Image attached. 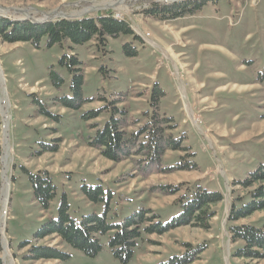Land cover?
Returning a JSON list of instances; mask_svg holds the SVG:
<instances>
[{"label": "rangeland", "instance_id": "obj_1", "mask_svg": "<svg viewBox=\"0 0 264 264\" xmlns=\"http://www.w3.org/2000/svg\"><path fill=\"white\" fill-rule=\"evenodd\" d=\"M183 1L189 0H0V16L15 21L80 19L110 12L125 20L139 38L109 39L103 50L95 41L61 49L47 48L43 40L36 49L0 39L1 258L4 239L8 249L4 264H59L22 261L27 248L18 246L24 241L66 252L70 257L65 264H122L109 249L111 233L99 238L101 249L94 257L68 248L56 235L33 239L41 225L56 219L63 194L69 215L77 222L104 213L102 204L81 195L84 184L111 193L109 224H119L140 209L151 210L165 223L180 213L177 202L187 188L200 184L219 191L223 200L212 208L215 216L209 230L183 226L163 235H142L127 264H164L182 257L188 246L205 247L192 264L241 262L232 258L240 243L231 240L228 217L234 200L247 193L239 182L264 165V0H208L193 15L174 21L160 22L142 13L153 3ZM124 44L135 47L137 55L127 57ZM64 54L75 55L82 63L83 98L88 102L78 111L60 105V99L71 97L68 70L59 65ZM51 73L63 80L59 88L53 86ZM155 84L165 94L158 113L173 119L166 134L174 139L184 135L183 146L194 155L180 159L185 153L167 151L162 168L195 164L194 170L171 174L153 170L144 177L136 169L137 158L114 163L89 146L96 132L93 127L104 125L113 102L127 113L130 125L125 132L139 130L147 120L144 114L151 111ZM35 100L57 119L40 114ZM101 108L106 109L98 118L83 119ZM43 145H56L57 151L45 152ZM44 172L56 188L47 211L34 200L26 175ZM177 185L183 188L175 195L157 190ZM263 223L264 212L235 224Z\"/></svg>", "mask_w": 264, "mask_h": 264}, {"label": "trees", "instance_id": "obj_2", "mask_svg": "<svg viewBox=\"0 0 264 264\" xmlns=\"http://www.w3.org/2000/svg\"><path fill=\"white\" fill-rule=\"evenodd\" d=\"M207 1L153 3L149 9H145L142 13L145 17L156 21H174L193 15L196 11L201 10ZM119 37H132L134 41L139 39L125 20H115L110 12L96 17L58 19L45 23H32L29 20L15 21L0 16V39L7 44L29 43L37 49L45 40L47 48L58 46L62 49L66 44L84 46L95 41L97 47L103 50L109 39ZM123 49L127 57L132 58L137 55L136 48L129 44H124ZM59 65L68 70L71 78L69 87L71 97L60 99V105L63 108L78 111L88 102L83 98L82 63L75 55L64 54L59 60ZM99 71L104 73L103 68H100ZM51 75L53 86L59 88L63 80L58 75L53 73ZM164 96V92L158 87V84H155L150 96L151 111L144 114L147 119L146 123L131 134H127L124 130L130 125L127 121V113L115 106L117 102H113L109 118L104 125L93 127L96 132L89 142V146L99 151L104 159L114 163H120L132 157L137 158L134 160L136 169L144 177H147L153 170L163 174L194 170L195 164H177L173 167L162 168V158L167 151L185 153V156L180 159H192L194 156L189 154V149L183 146L184 135L174 139L166 134V129L173 123V119L160 115L157 111L158 103ZM34 103L39 106L40 114L49 119H57L56 116L45 110L38 100H35ZM104 109L106 108L90 111L83 116V119L85 121L96 119ZM42 150L54 153L57 151V147L56 145H43ZM26 175L34 200L42 210H49L56 191L52 178L47 172L42 174L26 173ZM239 185L247 193L244 198L234 200L228 217V223L231 224L228 228L231 240L234 243H240L234 249L232 258L241 261L238 264H260L264 262V223L261 226L236 225L235 223L247 219L255 213L264 212V165H259L246 176L244 181L239 182ZM182 188L183 185L159 186L157 190L162 195L171 196L180 193ZM79 191L90 203L102 204L105 209L104 213L100 216L87 215L77 222L70 217L66 196L63 194L56 219H49L41 225L33 239L39 241L50 235H56L68 248L80 251L88 257H94L101 249L99 238L111 233L108 238L109 249L122 264H127L131 260L136 242L142 235H163L183 226L209 230L210 222L215 216L212 208L223 200L221 192L209 191L200 184H196L184 191L177 202L180 213L171 221L163 223L160 216L153 214L151 210L140 209L119 224H109L108 208L112 198L111 193L102 186L92 188L85 184L80 187ZM188 247L189 250L182 257L172 258L164 264H192L205 250L204 246ZM18 248H27L21 258L22 261L27 262L57 261L59 264H65L70 257L66 252L36 245L32 241H24ZM0 264H4L1 257Z\"/></svg>", "mask_w": 264, "mask_h": 264}, {"label": "bare ground", "instance_id": "obj_3", "mask_svg": "<svg viewBox=\"0 0 264 264\" xmlns=\"http://www.w3.org/2000/svg\"><path fill=\"white\" fill-rule=\"evenodd\" d=\"M2 82H3V77H2V75H1V73H0V85L2 84ZM5 145H7V144H5ZM7 146L5 147V151H7ZM4 183H5V190L3 191V196H4V199H3V201H2V204H3V207L5 206V204H6V199H7V193H6V181H4ZM4 212V211H3ZM3 216V215H2ZM3 218V217H2ZM2 220V219H1ZM0 231L2 232V229H0ZM3 249H4V255L6 256L7 255V251H8V249H7V243H6V241H5V239H4V241H3Z\"/></svg>", "mask_w": 264, "mask_h": 264}, {"label": "water", "instance_id": "obj_4", "mask_svg": "<svg viewBox=\"0 0 264 264\" xmlns=\"http://www.w3.org/2000/svg\"><path fill=\"white\" fill-rule=\"evenodd\" d=\"M61 19H79V18H67V17H60ZM55 19H51V18H46V19H43V20H40V21H37V22H33V23H45V22H49V21H53ZM4 239V235L1 234V240ZM3 263H4V253H3V257L1 258Z\"/></svg>", "mask_w": 264, "mask_h": 264}, {"label": "built area", "instance_id": "obj_5", "mask_svg": "<svg viewBox=\"0 0 264 264\" xmlns=\"http://www.w3.org/2000/svg\"><path fill=\"white\" fill-rule=\"evenodd\" d=\"M114 19H116V20H122V19H118V17H114Z\"/></svg>", "mask_w": 264, "mask_h": 264}]
</instances>
